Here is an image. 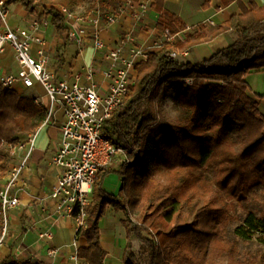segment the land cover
Masks as SVG:
<instances>
[{
	"label": "trees",
	"instance_id": "16d2710c",
	"mask_svg": "<svg viewBox=\"0 0 264 264\" xmlns=\"http://www.w3.org/2000/svg\"><path fill=\"white\" fill-rule=\"evenodd\" d=\"M21 1L30 10L39 5L62 33L65 20L57 8L71 10L84 0ZM152 5L159 13L158 31L175 35L186 28L162 7V0H153ZM228 29L236 32V39L208 58L181 63L172 56ZM144 53L145 58L134 65L135 77L124 100L102 123L103 136L123 149L128 159L116 168L110 164L99 167L85 224L77 230L87 246L79 247L76 257L88 264H103L98 220L109 205L123 215L142 213L140 221L122 218L127 234L124 264H140L132 250V236L143 243L146 264H264L263 251L241 254L237 241L228 236L233 222L230 201L245 212L243 226L264 233V115L247 94L244 81L248 71L264 67V4L248 0L240 13L232 14L210 33L199 26L183 40H165ZM171 90H180L175 99V122H167L162 110ZM34 99L32 90L18 93L0 87V160L9 155L7 146L21 140L18 134L33 132L43 122L46 108ZM205 108L208 112L202 115ZM157 122L164 123V128L153 134L149 126ZM227 125L232 126L233 136ZM148 144L151 150L146 148ZM153 170H162L165 182ZM111 172L122 177L117 195L101 186ZM207 180L216 192L188 220L183 208L193 211L192 193Z\"/></svg>",
	"mask_w": 264,
	"mask_h": 264
},
{
	"label": "crops",
	"instance_id": "0c3cea01",
	"mask_svg": "<svg viewBox=\"0 0 264 264\" xmlns=\"http://www.w3.org/2000/svg\"><path fill=\"white\" fill-rule=\"evenodd\" d=\"M142 1L146 2L147 8L137 19L125 7L131 2L136 9L137 4ZM247 1L233 0L223 4L221 0H162V7L185 24L186 28L179 31V35L185 37L186 34L196 31L199 26L204 32L210 33L232 14L240 13L241 6ZM253 1L258 5L264 4V0ZM152 3L153 0H84L71 9L74 17L64 22L65 31L59 33L51 21V16L39 5L30 10L21 0H6L8 25L11 28H28L31 21H39L37 34L44 44L40 46L31 43L30 51L34 57H38V50L42 49L47 57L46 67L54 78L66 79L72 83L75 75L79 74L80 84L92 83L101 95L107 91V81L102 75L107 65L105 52L93 46L91 31L94 26L76 18L96 11L101 13L103 19L109 14H114L115 19L112 22L104 23L102 20L97 26L98 37L106 47L123 43L126 52L131 48L144 52L146 48L165 41L164 33L156 29L159 13ZM127 37H131V40H127ZM236 37V32L228 29L209 41L190 46L173 53L172 56L181 63H197L232 43ZM16 71L13 51L6 45L0 52V75ZM88 73H91L89 81L85 79ZM131 77L134 79L135 71ZM244 81L247 94L257 103L259 112L264 115V67L248 71L244 75ZM18 84L22 93L32 90L37 103L43 104L47 109L49 101L38 82H34L29 88L23 87L20 82ZM17 89L19 92L20 88ZM62 122V109L56 107L49 121L35 129L34 145L22 173L24 183H19L20 187L16 189L19 204L8 211L7 231L0 242V263L12 261L31 264H75L78 259L77 249L87 246L86 239L77 234L72 217L57 211L55 201L48 196L50 187L61 172L50 159L59 143ZM18 136L23 139L26 133ZM22 153L23 150H16L13 155H8L0 171V183L5 181L9 169ZM114 160H117L116 157ZM114 160L109 166L114 167ZM121 185L122 177L116 172L108 173L101 184L102 189L113 195L120 193ZM122 218L120 210L108 205L98 220L99 242L105 251L103 264H124L122 256L127 234ZM42 233L47 235H41ZM130 242L134 251L133 236ZM51 248L54 249L52 255L48 253Z\"/></svg>",
	"mask_w": 264,
	"mask_h": 264
},
{
	"label": "built area",
	"instance_id": "2783aa9c",
	"mask_svg": "<svg viewBox=\"0 0 264 264\" xmlns=\"http://www.w3.org/2000/svg\"><path fill=\"white\" fill-rule=\"evenodd\" d=\"M136 7L135 9L131 2H128L125 8L139 19L146 10L147 4L142 1ZM57 9L65 21L74 17L71 10L66 7L59 6ZM121 9L124 10L123 7ZM121 9L119 8V12ZM76 19L94 26L91 31L93 46L105 52L107 65L102 75L107 81V91L103 95L97 92L92 83L80 84L79 74L75 75L72 83L66 79H55L46 67L47 57L42 49L38 50V57H34L30 51L31 43L40 46L44 44L43 39L37 34L39 21H31L28 28H11L8 25L6 0H0V52L8 45L13 51L17 64L15 73L0 75V87L10 88L17 81L23 87L29 88L34 82H38L49 101L41 124L49 121L56 107L62 109L63 122L59 143L50 159L53 165L61 169V172L50 187L48 196L55 201L57 211L72 217L78 230L85 224L86 208L91 203L93 181L99 167L109 165L118 153L124 152L103 136L102 123L124 100L128 86L133 81L131 74L134 71V65L138 58L140 60L146 55L137 48H131L126 52L123 43L106 47L98 37L97 26L102 20L104 23L112 22L115 19L114 14H109L103 19L101 13L96 11L86 16H78ZM163 33L167 41L184 39L179 32L175 35H170L167 31ZM126 39L131 40V37ZM85 79L89 81L91 73L86 74ZM34 100L37 102L36 99ZM35 134L36 130L27 133L26 137L13 146H7L2 142V145L10 148V155H13L16 150H23V153L9 169L5 181L0 183V242L7 231L8 211L19 204L16 189L19 183H24L22 173L27 166ZM125 159L122 158L119 162H125ZM4 162V159L0 160V169ZM41 235H47V233ZM48 253L52 255L54 249H49ZM75 264L88 263L78 258Z\"/></svg>",
	"mask_w": 264,
	"mask_h": 264
},
{
	"label": "rangeland",
	"instance_id": "374dc122",
	"mask_svg": "<svg viewBox=\"0 0 264 264\" xmlns=\"http://www.w3.org/2000/svg\"><path fill=\"white\" fill-rule=\"evenodd\" d=\"M10 88L14 89L15 91L18 90L17 88H20V91L19 92L17 91V92L22 93V88L19 87V84L17 81L14 82ZM178 92H180V90H171L165 95V98L162 104V110H163V116L167 122H175L177 118L178 106H177L175 99L177 97ZM193 97L195 98V96H192V98ZM207 112H208V109L205 108L203 109L201 114L204 115ZM163 128H164V123H161V122H157L149 126V129L151 130V132H153V134L160 132ZM226 130L231 136H233L232 126L227 125ZM147 139L148 141H151V138L148 135H147ZM146 148L148 150H151L150 144H148ZM122 158L128 159V156L127 155L125 156V152H122V153L120 152L116 155L117 160H114L115 162H113V163H116L114 164V167H117L119 163H121L119 161ZM116 161H118V163ZM153 173H154V176L159 181L165 182L166 174L162 170H153ZM205 184L206 185H204V187H199L197 191H194L192 193L193 211H189L185 207L183 208V212L187 216L188 220L192 219L194 210L202 204L204 199L213 196L216 192L215 188L211 185L209 180H207ZM229 203H230L229 210H230L231 215L233 216V222L231 223L230 228L228 230L229 238H234L237 241L241 254H245V253L255 254L261 251L264 252V233L259 229L250 230L249 228H246L245 226H243L242 222L245 217V212L241 209L238 203H234L231 201ZM123 216L129 220L140 221L142 217V213H137L135 211L134 212L128 211V213ZM143 234L146 237H150V235L146 233H143ZM134 252L136 253L137 260H139L140 264H146L148 257H147V253L145 252L143 248V243L141 241H138L135 237H134Z\"/></svg>",
	"mask_w": 264,
	"mask_h": 264
}]
</instances>
